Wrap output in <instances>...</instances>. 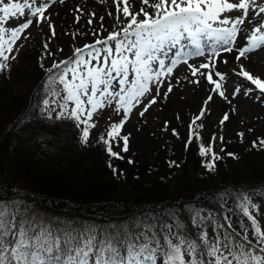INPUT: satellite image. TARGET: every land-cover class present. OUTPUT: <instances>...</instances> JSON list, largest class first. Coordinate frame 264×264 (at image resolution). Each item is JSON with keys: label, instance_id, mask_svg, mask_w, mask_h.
Returning a JSON list of instances; mask_svg holds the SVG:
<instances>
[{"label": "snow or ice", "instance_id": "obj_1", "mask_svg": "<svg viewBox=\"0 0 264 264\" xmlns=\"http://www.w3.org/2000/svg\"><path fill=\"white\" fill-rule=\"evenodd\" d=\"M138 2L139 9L132 0H113L116 6L113 30L107 37L76 47L70 57L54 60L45 69L43 99L39 102L41 113L48 119L73 121L79 129L78 138L85 145L89 142L90 130L96 126L93 117L115 105V111L122 112L123 117L111 123L98 138L106 153L115 159H123L120 152L129 151L130 134L121 132L130 113L143 103L153 87L156 96L143 105L141 117L158 97L168 98L173 91L172 84L162 94L161 87L181 64L187 66L192 77H200L212 86L211 93L228 100L225 87L228 77L218 70V62L227 64L225 54L233 55L234 62L239 64L233 73L254 86L244 90L245 96L254 91L264 95V78L239 63L264 49V0ZM54 3L55 0H0V74L10 71V61L17 58L12 53L18 51L17 42L27 38L25 31L34 22L41 24L50 19L46 12ZM234 11L240 14L232 16ZM14 18H23L24 22L7 26ZM76 19L79 23L81 17ZM103 19L100 17V31L105 30ZM92 23L89 19L88 24ZM49 28L55 37L54 26L49 24ZM43 48L42 69L43 60L54 55L48 43ZM195 58H204V62L190 63ZM240 91L237 84L232 97ZM211 93L203 101L205 107H201L199 115L192 118L186 148L193 139H200L193 125L205 116L206 106L213 101ZM229 119L225 113L219 123L224 125ZM172 131L179 137L175 129ZM237 135L243 142L245 133ZM216 139L213 134L207 146L203 142L198 145V154L205 158L202 164L209 172L223 159L213 150ZM219 140L225 143L223 135ZM258 140L259 143L252 142L253 148L264 147V138ZM120 141L123 147L119 152L114 151ZM220 151L223 153L225 149ZM226 154L238 158L235 153ZM174 166L179 165L170 161L169 167ZM109 167L114 175H123L111 162ZM259 193L264 194V188ZM256 194L255 188L251 192L236 188L222 191L219 219L211 211L205 215L201 208L189 205L185 211L194 235L176 212L168 213V219L160 223L116 226L114 233L95 226L53 230L52 226L38 222L26 205L0 199V264H264V230L257 219L260 205L253 200ZM230 200L232 208L228 207ZM229 212L246 218L247 224L244 219L240 220L241 231L232 227ZM209 227L212 236H209Z\"/></svg>", "mask_w": 264, "mask_h": 264}, {"label": "trees", "instance_id": "obj_2", "mask_svg": "<svg viewBox=\"0 0 264 264\" xmlns=\"http://www.w3.org/2000/svg\"><path fill=\"white\" fill-rule=\"evenodd\" d=\"M16 57L10 71L0 74V199L26 205L38 222L53 230L95 226L114 233L116 226L160 223L168 219V213L176 212L194 235L185 211L189 205L201 208L205 215L211 211L219 219L222 191L236 188L251 192L255 188L253 200L260 205L257 219L264 230V194L259 193L264 188V160H258V154L231 172L230 183H221L199 173L201 157L197 139H193L185 148L183 175L175 186L160 180L142 193L116 197L117 185L107 179L98 162L100 146L79 147L69 135L73 121L48 119L41 113L46 71L34 67L27 52ZM26 75L33 86L19 95L11 78ZM189 168L194 169L191 175ZM228 207H233L231 200ZM228 215L237 232L241 231V219L248 223L238 213ZM208 233L213 235L211 227Z\"/></svg>", "mask_w": 264, "mask_h": 264}, {"label": "rangeland", "instance_id": "obj_3", "mask_svg": "<svg viewBox=\"0 0 264 264\" xmlns=\"http://www.w3.org/2000/svg\"><path fill=\"white\" fill-rule=\"evenodd\" d=\"M59 1L55 0L54 4H59ZM98 3L97 15L99 17V23L93 30L96 32V35L92 34L93 31L86 29L87 24H83V26H68L64 22L58 23V18L53 10H48L46 15H49L50 19L41 24L34 22L24 33V36L27 38L22 37L17 42L16 48L18 51H14L12 55L17 56L23 51L27 52L32 56V60H34L33 66H37L38 68L40 67V58L44 55L43 44L48 43L49 50L54 55L43 60L45 67L41 70L42 72L47 67H50L54 60L59 61L70 57L76 47H82L85 43H92L98 37H107L116 23V12L114 11L116 6L113 0H98ZM139 6V3H136V7L138 8ZM109 12L112 13L111 16H109ZM100 14L104 18L102 23L105 30L103 31L99 30L101 24L100 17H102ZM239 14L235 11L231 13L232 16ZM92 18H94L92 15L87 17V19ZM22 22H24L23 18H14L11 20L10 25L7 26H16ZM85 22L87 23V21ZM49 24L54 26L57 34L55 37L52 36V30H50ZM84 33H87V35H84ZM261 50L264 51V49ZM252 60L253 57L250 54L249 60H241L239 63L244 64L246 69L253 74L264 78V62L261 67L253 68L254 61ZM201 62H204V58H195L190 61L194 65H198ZM11 65L12 61H10V68ZM227 65L229 66L221 69L218 67V70L225 73L228 77L225 86L228 100L221 98L218 94L211 93L212 86L208 85L200 77H192L190 70L184 64H181L175 69L173 77L165 81L161 87L162 94L168 90L169 83L172 84V87H175V85L178 87L181 84V91L177 94V98L183 103L198 96L201 106L199 107L198 113L194 116L199 115L201 107H205L203 101L207 96L210 93L213 95V101L206 106L205 116L200 121H197V125H202V127L193 125V131L200 136V139H197L198 145L203 142L207 146L213 134L216 135L217 139L213 145V150L220 154L223 159L216 162L214 171L209 172L202 164L205 158L200 156L201 163L198 170L201 175L207 176L209 180L216 179L221 183H230L231 172L244 165L248 157H253L258 154L257 159L260 161L264 160V147H252L253 141L259 143L258 138H264V95H261L258 91H254L249 96H245L244 90L254 88V86L233 73V69H238L239 64L232 62ZM5 77H9V74L6 73ZM11 80L14 92L19 95L24 94L33 86L32 79L27 75L21 76V78H11ZM194 80H199L200 82L195 83L193 82ZM237 84L240 85L241 91L233 98L232 92ZM153 96H156L155 87L152 88L151 93L144 99L143 103L133 109L128 121L122 127V135L130 134L129 151L127 153L120 152L123 159L111 158L106 153L105 146L98 140L101 134L106 133L111 123L119 122L123 117L122 112L117 113L115 111V105L104 109L99 115L93 117L92 122L96 126L90 130L89 142L86 145L80 142L78 138L79 129L75 125L69 129V135L74 136L73 140L77 142L79 147L95 144L100 146L101 158L98 162L104 167L103 171L107 179L117 185L118 194L116 197H130L134 194L142 193L148 185L155 184L160 180L166 181L169 186L173 187L175 186V182L183 175L182 163L185 155V144L189 137V125L194 116L189 117L186 110V113H183V109L178 108V106L181 107L179 102L175 106L173 105L171 109L169 103L171 98L168 97L162 100L163 96L161 95L157 98V102L151 105L149 110L145 112V115L141 117L140 112L144 110L143 105L147 104ZM226 103L229 107H225ZM226 108L229 114H233L236 117V120L231 123V129L227 122L224 125L219 123L224 114L227 113ZM182 117L185 118L182 120L183 123L177 122ZM173 129L179 133V137L173 135ZM250 129L251 131H249ZM135 132L139 136V156L143 155L141 161L138 160L137 156L139 150L130 148L131 136ZM241 132L245 133L243 142H241V138L237 135V133ZM221 135L224 136L225 143L220 142L219 137ZM119 145V147H114L113 150L119 152L120 148L123 147V141H120ZM221 148H224L225 152L222 153L220 151ZM228 152L235 153L238 158L234 159L228 156L226 154ZM129 160L132 163H129ZM170 161H174L179 166L169 167ZM109 162L117 170L122 171L123 175H114L112 169L109 167ZM192 170L194 169L189 168L190 175Z\"/></svg>", "mask_w": 264, "mask_h": 264}, {"label": "bare ground", "instance_id": "obj_4", "mask_svg": "<svg viewBox=\"0 0 264 264\" xmlns=\"http://www.w3.org/2000/svg\"><path fill=\"white\" fill-rule=\"evenodd\" d=\"M59 2H60L59 4L56 3L53 6H51L49 9V10H53L54 14L57 16L58 23L64 22L68 26H73V25L83 26V24H87L86 29H88L90 31H93L94 28L96 27V25L99 23V17L97 15L98 14V4H99L98 0H63V3H61V0H60ZM132 2L134 4L139 3L138 0H132ZM114 11L116 12V7L114 8ZM93 12L95 13V16H93L94 18H92L93 23L91 25H89L88 24L89 19H87V17L90 16ZM78 16L81 17L79 23H77V19H76ZM101 16L103 17V15H101ZM85 21H87V23ZM246 27L250 28L251 26L246 25ZM251 55L253 57L252 61H254L253 62V68L254 67H257V68L261 67L263 65V62H264L263 61L264 60V51L258 50L257 52H254ZM225 56L227 57V59L229 61L227 64H231L232 62H234V56L233 55L225 54ZM227 64L218 62V67H220L219 69H221L223 67L229 66ZM180 91H181V84L178 87L175 85V87H173V92L169 93V96H168L169 98H171V101L170 102L167 101V102L170 103L171 109H172L173 105L175 106L177 104V102H179V105H181V107L178 106V108L183 109V113H186L185 112V110H186L189 117L194 116L195 114L198 113L199 107L201 106L200 105L201 102H200V100H198V96H195L194 98H191V99H189L183 103L182 101H180L177 98V94H179ZM162 100H165V98H163ZM218 105H219V102H218ZM225 107H229L227 103L225 104ZM225 110L227 112L228 109L226 108ZM227 113L229 114V112H227ZM229 116H230V119L226 122L228 123L229 128H230L231 123L236 120V117L233 114H229ZM183 117L181 119H178L177 122L183 123L182 120L185 119ZM124 128L126 129V127H124ZM229 132H230V130H229ZM130 148L139 150V152H137V156H138V160L141 161L143 155L139 156L140 144H139V136H138L137 132H135L131 136ZM132 156H133V153H132ZM137 163H138V161H137Z\"/></svg>", "mask_w": 264, "mask_h": 264}]
</instances>
